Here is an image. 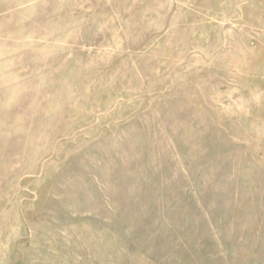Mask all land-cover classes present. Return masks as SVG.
<instances>
[{
  "label": "rangeland",
  "instance_id": "obj_1",
  "mask_svg": "<svg viewBox=\"0 0 264 264\" xmlns=\"http://www.w3.org/2000/svg\"><path fill=\"white\" fill-rule=\"evenodd\" d=\"M0 264H264V0H0Z\"/></svg>",
  "mask_w": 264,
  "mask_h": 264
}]
</instances>
